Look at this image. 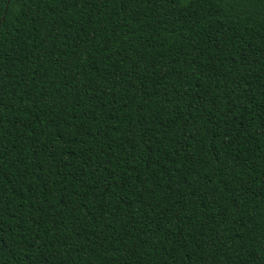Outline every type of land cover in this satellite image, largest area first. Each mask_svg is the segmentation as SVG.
Here are the masks:
<instances>
[{
	"label": "trees",
	"instance_id": "16d2710c",
	"mask_svg": "<svg viewBox=\"0 0 264 264\" xmlns=\"http://www.w3.org/2000/svg\"><path fill=\"white\" fill-rule=\"evenodd\" d=\"M0 264H264V0H0Z\"/></svg>",
	"mask_w": 264,
	"mask_h": 264
}]
</instances>
